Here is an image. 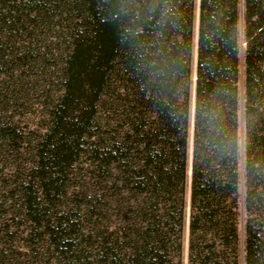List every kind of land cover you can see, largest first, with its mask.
<instances>
[{
	"label": "trees",
	"instance_id": "16d2710c",
	"mask_svg": "<svg viewBox=\"0 0 264 264\" xmlns=\"http://www.w3.org/2000/svg\"><path fill=\"white\" fill-rule=\"evenodd\" d=\"M51 12L63 91L23 214L71 264H264V0H0V64ZM85 145L91 235L56 208Z\"/></svg>",
	"mask_w": 264,
	"mask_h": 264
},
{
	"label": "rangeland",
	"instance_id": "374dc122",
	"mask_svg": "<svg viewBox=\"0 0 264 264\" xmlns=\"http://www.w3.org/2000/svg\"><path fill=\"white\" fill-rule=\"evenodd\" d=\"M51 14L37 27L27 20L15 37L1 45L5 63L0 64V122L9 123L11 138L0 141V264H71L50 245L44 228L36 229L18 207L20 186L34 173L29 167L35 160V143L47 130L51 107L63 91L66 25L56 23L55 13ZM84 148L67 168L64 193L57 198L56 208L70 213L81 231L91 235L104 223L90 215L98 186ZM82 243L87 253L89 244ZM79 264L87 260L82 258Z\"/></svg>",
	"mask_w": 264,
	"mask_h": 264
}]
</instances>
